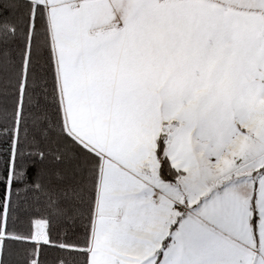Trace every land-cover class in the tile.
I'll return each mask as SVG.
<instances>
[{
  "label": "snow or ice",
  "instance_id": "obj_1",
  "mask_svg": "<svg viewBox=\"0 0 264 264\" xmlns=\"http://www.w3.org/2000/svg\"><path fill=\"white\" fill-rule=\"evenodd\" d=\"M0 264H264V0H0Z\"/></svg>",
  "mask_w": 264,
  "mask_h": 264
}]
</instances>
